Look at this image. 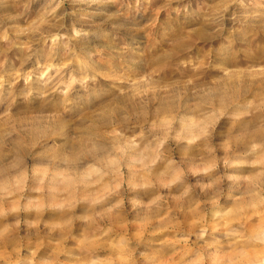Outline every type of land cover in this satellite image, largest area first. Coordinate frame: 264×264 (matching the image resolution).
Here are the masks:
<instances>
[{
    "label": "rangeland",
    "instance_id": "rangeland-1",
    "mask_svg": "<svg viewBox=\"0 0 264 264\" xmlns=\"http://www.w3.org/2000/svg\"><path fill=\"white\" fill-rule=\"evenodd\" d=\"M0 264H264V0H0Z\"/></svg>",
    "mask_w": 264,
    "mask_h": 264
}]
</instances>
